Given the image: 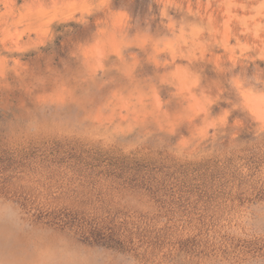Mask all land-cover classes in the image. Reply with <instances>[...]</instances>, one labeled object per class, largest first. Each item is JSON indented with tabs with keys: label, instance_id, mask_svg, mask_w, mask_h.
<instances>
[{
	"label": "rangeland",
	"instance_id": "1",
	"mask_svg": "<svg viewBox=\"0 0 264 264\" xmlns=\"http://www.w3.org/2000/svg\"><path fill=\"white\" fill-rule=\"evenodd\" d=\"M0 201L84 264H264V0H0Z\"/></svg>",
	"mask_w": 264,
	"mask_h": 264
},
{
	"label": "clouds",
	"instance_id": "2",
	"mask_svg": "<svg viewBox=\"0 0 264 264\" xmlns=\"http://www.w3.org/2000/svg\"><path fill=\"white\" fill-rule=\"evenodd\" d=\"M7 201H0V206ZM5 220L0 226V243L9 253V258L0 264H84V261L74 258L70 243L59 236L43 238L34 232L23 215L15 210L5 213ZM23 237V246L19 247Z\"/></svg>",
	"mask_w": 264,
	"mask_h": 264
}]
</instances>
